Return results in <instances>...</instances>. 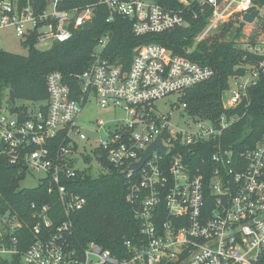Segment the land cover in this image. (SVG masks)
I'll return each instance as SVG.
<instances>
[{
  "label": "built area",
  "instance_id": "2783aa9c",
  "mask_svg": "<svg viewBox=\"0 0 264 264\" xmlns=\"http://www.w3.org/2000/svg\"><path fill=\"white\" fill-rule=\"evenodd\" d=\"M60 1L49 0L37 10L31 0H0V30L13 26L26 43L34 36L37 42H64L92 19L96 3L60 9ZM99 3L109 8L108 21L116 14L129 18L138 36L205 20L193 46L184 48L187 53L238 19L230 32L241 35L236 41L244 51L236 67L241 72L223 91L219 115H195L181 97L215 75L212 64L148 43L136 49L126 67L104 55L111 40L105 34L88 66L76 75L77 86L53 70L46 77L48 98L33 102L38 107L13 106L9 93L0 95V154L23 179L45 172L40 182L61 201L65 217L60 220L50 202H33L30 220L11 209L0 212V264H258L264 257V130L254 147L242 150L234 148L236 143L226 145L225 135L245 115L250 88L264 74V1ZM256 10L253 22L244 20ZM245 23L249 27L244 29ZM171 95H177L173 106L184 110L185 128L173 126L172 112L156 105ZM92 98L123 115L114 126L93 121L87 134L78 119ZM158 137L165 152L155 147L142 167L133 169ZM79 140L90 142V149L80 150ZM87 155L100 165L94 172L102 170L105 160L126 177V200L140 229L117 251L95 241L80 247L70 239L71 214L84 208L87 199L64 181L90 166Z\"/></svg>",
  "mask_w": 264,
  "mask_h": 264
},
{
  "label": "trees",
  "instance_id": "16d2710c",
  "mask_svg": "<svg viewBox=\"0 0 264 264\" xmlns=\"http://www.w3.org/2000/svg\"><path fill=\"white\" fill-rule=\"evenodd\" d=\"M31 1L37 10L45 9L49 3V0ZM158 1L167 6L178 4V0ZM89 3H96L92 19L74 29L68 40L55 41L49 49L41 50L35 46L37 41L34 36L27 43L30 51L26 56L0 48V95L12 89L17 99L43 102L48 98L46 77L53 70L61 71L72 86H77L76 75L90 63L98 39L111 34L104 55L126 67L136 49L148 43H159L176 54L212 64L216 69L215 75L185 90L181 100L187 102V110L195 115L217 116L222 112L223 91L229 86L230 78L241 72L236 67L244 56L236 41L225 38L238 19H231L219 32L204 41L199 50L187 53L184 48L193 46L195 36L207 23L205 20L192 21L188 27H176L159 34L138 36L133 32L129 18L116 14L108 21L109 8L100 4L99 0H61L59 8L70 9ZM244 111L245 115L225 135L226 145L236 143L234 148L240 150L254 147L264 130V74L250 88V103ZM85 158L88 163L91 162L90 156ZM22 180L23 175L18 168L11 166L7 158L0 154V212L11 209L30 220L33 202H50L59 219H63V205L55 194L48 193L46 183L40 182L38 186L29 188L21 186ZM64 182L71 191L87 199L84 208L71 214L73 235L70 239L78 246L95 241L104 248L117 251L123 240L138 236L139 222L126 200V177L120 170L103 160L100 172H94L90 165L77 177ZM258 264H264V257Z\"/></svg>",
  "mask_w": 264,
  "mask_h": 264
},
{
  "label": "rangeland",
  "instance_id": "374dc122",
  "mask_svg": "<svg viewBox=\"0 0 264 264\" xmlns=\"http://www.w3.org/2000/svg\"><path fill=\"white\" fill-rule=\"evenodd\" d=\"M244 29L249 27L247 23L244 25ZM226 40H234L238 41L241 38V35L238 34L237 36L234 35V32H228L226 34ZM53 44L52 39H47L43 41H38L36 43V47L41 50L49 49ZM0 48L4 49L5 51L24 55L26 56L30 51V46L24 41L23 37H20L16 34L15 28L13 26H9L0 30ZM233 79H230V83L233 85ZM172 100V101H171ZM177 101V95H171L166 99H161L156 101V105L162 112H172L170 122L173 126H177L179 128H185L186 125V117L183 114L182 107H174L173 102ZM18 105H26L30 108L39 106L34 104L32 101L18 98L17 99ZM123 112L121 110H113L112 108H102L97 104L96 99L92 98L91 101H88L82 109L80 113L78 123L82 127L83 131L87 134H91L90 128H93L95 125L93 121L98 120L99 122L106 123L107 125L114 126L116 124V117H121ZM80 150H84L87 148L90 149V142H85L82 140L78 141ZM91 168L93 171H98L100 169V165L98 162L91 160L90 162ZM89 168V164H88ZM45 172H34L33 174H28L25 179L21 181L22 187H29L33 188L39 185L40 179L45 176Z\"/></svg>",
  "mask_w": 264,
  "mask_h": 264
},
{
  "label": "water",
  "instance_id": "95a60500",
  "mask_svg": "<svg viewBox=\"0 0 264 264\" xmlns=\"http://www.w3.org/2000/svg\"><path fill=\"white\" fill-rule=\"evenodd\" d=\"M258 14H259V11H258V10L254 11V12H252V13H249V14H245V15H244V20H246V21H248V22H253V21H254V18H255ZM9 95H10V99H11V102H12L13 106H16V104H17V98H16V94H15L14 90L11 89V90L9 91ZM155 147H157L161 152H165L166 148L162 146V143H161V137H158L157 141L154 142V143L149 147V149L147 150V152L144 153L143 159H142L140 162H138V163H136L135 165H133L132 168H133V169H136V170L140 169V168L142 167V165H143L145 159H147V158L150 156L152 150H153ZM97 159H98L99 161H101V160H102V157L99 156V157H97Z\"/></svg>",
  "mask_w": 264,
  "mask_h": 264
}]
</instances>
